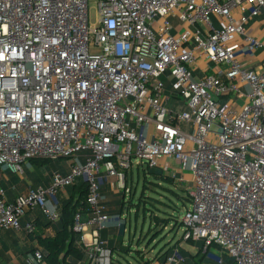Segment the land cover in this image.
I'll return each instance as SVG.
<instances>
[{
    "label": "built area",
    "instance_id": "built-area-1",
    "mask_svg": "<svg viewBox=\"0 0 264 264\" xmlns=\"http://www.w3.org/2000/svg\"><path fill=\"white\" fill-rule=\"evenodd\" d=\"M96 10L90 23L88 0H0V167L71 161L13 200L0 187V231L35 236L24 215L58 221L48 197L82 178L87 210L72 227L82 257L67 262L114 264L100 177L125 188L139 159L188 192L183 237L219 249L201 264H264V0H96ZM186 263L176 249L146 262ZM21 264H47L39 245Z\"/></svg>",
    "mask_w": 264,
    "mask_h": 264
},
{
    "label": "rangeland",
    "instance_id": "rangeland-1",
    "mask_svg": "<svg viewBox=\"0 0 264 264\" xmlns=\"http://www.w3.org/2000/svg\"><path fill=\"white\" fill-rule=\"evenodd\" d=\"M96 12V0H88L90 23L95 22ZM139 161L133 160L124 185L126 204L123 212L126 215V231L122 237V246L127 251L113 252V259L116 261L114 264H146L148 260L162 255L171 245L187 263L194 264L207 249H204L202 243L188 242L183 237L184 226L181 222L186 210L190 209L188 192L182 187H177L173 178H165L159 169H148L144 164L137 165ZM33 166L44 174L47 166H52V163L42 162L39 166ZM119 198L118 193V202ZM208 251L205 261H215L219 257L218 248L209 247ZM222 258L229 262L225 254Z\"/></svg>",
    "mask_w": 264,
    "mask_h": 264
},
{
    "label": "crops",
    "instance_id": "crops-1",
    "mask_svg": "<svg viewBox=\"0 0 264 264\" xmlns=\"http://www.w3.org/2000/svg\"><path fill=\"white\" fill-rule=\"evenodd\" d=\"M264 52L258 54L257 58L263 57ZM63 162H58V160ZM52 166H47V171L41 174L37 171V168L31 163L24 164L21 172H12L7 167H0V187L4 188L6 197L9 200H13L17 196L24 194L29 188L39 185L46 186L50 183L51 176L54 172L68 173L70 169V160L66 159H52ZM20 173V174H18ZM18 174V175H17ZM187 180L190 179L188 174L185 175ZM114 181V184H113ZM115 178L108 177L105 173L101 174L100 184L101 192L104 204L106 205L107 212L110 215L109 220L106 223L105 229L101 235L107 246L112 249L113 252H120L123 248L122 237L126 231L125 226H119L120 214L123 212L120 204H122L125 196V189L118 187ZM80 184L79 181L69 188H64L55 196H50L47 199V206L50 210L59 213L62 206L70 198V195L76 189V185ZM124 181V185H125ZM116 188H114V186ZM123 190L122 192L119 190ZM120 194L119 202L117 201V195ZM76 194V192H75ZM118 202V203H117ZM120 207V208H119ZM119 209V210H118ZM34 222L42 230L43 236H53L57 229H59V220L56 222H49L40 209H33L27 212L22 218V223ZM38 245L36 238H31L30 234H26L23 230H2L0 231V264H21L24 261L26 255L32 252V250ZM73 260L72 257H68Z\"/></svg>",
    "mask_w": 264,
    "mask_h": 264
},
{
    "label": "trees",
    "instance_id": "trees-1",
    "mask_svg": "<svg viewBox=\"0 0 264 264\" xmlns=\"http://www.w3.org/2000/svg\"><path fill=\"white\" fill-rule=\"evenodd\" d=\"M52 159H44V158H32L29 159L26 163H31L33 165L39 166L42 162L47 163L51 162ZM24 163V164H26ZM23 164V166H24ZM128 170L125 171V180L128 175ZM158 175V174H157ZM80 184L76 185V189L71 193L70 198L67 202L62 206L59 218L60 227L57 229L56 233L53 236H43L41 228L35 225L37 232L35 236L30 234L31 238H36L39 247L43 251L44 260L47 264H69L67 262L68 257H72L73 261H77L82 257L81 251L74 245L75 233L73 232V218L75 213L82 208L83 210H87L86 207V195H87V183L82 179H78ZM76 182V183H77ZM76 183H74L73 187ZM69 188V187H68ZM76 192V194H75ZM132 195V194H131ZM129 195V196H131ZM132 197V196H131ZM184 201V198H182ZM188 201L190 199L188 198ZM123 204V205H122ZM122 208L126 204L123 198ZM166 221V220H165ZM34 223V222H33ZM188 242H193L188 240ZM174 248L173 245L169 246L162 255L158 258L161 261L164 256L169 254ZM126 248H121L120 252H126ZM202 251V250H200ZM208 249L201 255L199 261H195L194 264H199L205 262V258L208 254ZM194 257V256H192ZM192 259V258H191ZM198 262V263H197ZM189 264V263H186ZM193 264V263H190Z\"/></svg>",
    "mask_w": 264,
    "mask_h": 264
}]
</instances>
